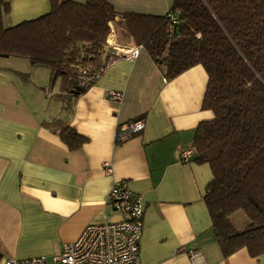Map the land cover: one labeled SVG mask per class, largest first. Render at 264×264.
I'll return each mask as SVG.
<instances>
[{
    "label": "crops",
    "instance_id": "1",
    "mask_svg": "<svg viewBox=\"0 0 264 264\" xmlns=\"http://www.w3.org/2000/svg\"><path fill=\"white\" fill-rule=\"evenodd\" d=\"M7 27L38 18L51 0H7ZM86 2L87 0H77ZM116 11L166 15L174 0H107ZM112 24L110 39L128 47ZM0 58V264L8 258L56 257L90 224L125 218L108 202L117 181H126L145 204L142 264H264L244 248L224 257L204 201L213 178L209 164L181 162L194 146L197 127L211 120L202 108L208 74L195 66L172 80L141 48L134 60L112 61L87 91L66 101L62 82L30 61L12 67ZM110 91L123 95L117 106ZM65 117L88 142L71 151L45 125ZM144 119L145 129L120 142L122 125ZM110 163L113 172H105ZM49 259V258H48Z\"/></svg>",
    "mask_w": 264,
    "mask_h": 264
},
{
    "label": "trees",
    "instance_id": "2",
    "mask_svg": "<svg viewBox=\"0 0 264 264\" xmlns=\"http://www.w3.org/2000/svg\"><path fill=\"white\" fill-rule=\"evenodd\" d=\"M10 12L0 0V58L48 67L69 110L70 100L92 87L81 85L80 70L105 71L116 59L108 38L117 16L118 29L168 80L202 65L209 77L202 108L214 117L199 124L193 148L195 161L213 173L203 197L212 228L224 257L244 248L252 257L264 254V0H174L166 15L120 14L107 0H51L47 14L7 27ZM45 125L71 151L88 142L65 117ZM238 212L249 221L242 230L232 222Z\"/></svg>",
    "mask_w": 264,
    "mask_h": 264
},
{
    "label": "built area",
    "instance_id": "3",
    "mask_svg": "<svg viewBox=\"0 0 264 264\" xmlns=\"http://www.w3.org/2000/svg\"><path fill=\"white\" fill-rule=\"evenodd\" d=\"M172 20L174 23L177 22L175 18ZM108 45L115 58L125 57L129 60L137 59L142 48L138 45L128 47L112 42L110 34ZM80 71L81 85L87 87L96 84L104 68L102 72L96 67H85ZM122 99L121 92H109V100L114 105L120 104ZM145 127L144 119L131 121L122 125L121 130L116 133V138L120 142L129 141L140 134ZM194 154L193 147L184 149L180 152V161L187 163ZM105 172L108 174L113 172L110 163L105 164ZM108 202L115 211L123 213L125 218L119 222L90 224L76 241L65 244L62 253L53 258L54 264H142L141 239L145 218L143 196L134 192L128 182L122 180L117 181L111 188ZM3 264H49V259L46 256L8 258Z\"/></svg>",
    "mask_w": 264,
    "mask_h": 264
},
{
    "label": "rangeland",
    "instance_id": "4",
    "mask_svg": "<svg viewBox=\"0 0 264 264\" xmlns=\"http://www.w3.org/2000/svg\"><path fill=\"white\" fill-rule=\"evenodd\" d=\"M118 31L120 32L119 35L120 36H123V39L126 42H129L128 41V40H130L129 39V36L125 32H122L121 29L120 30L118 29ZM119 42H120V44L122 43L121 41H119ZM124 45H125V43H124ZM3 61H6L9 65H11L13 63H18L20 65H23L24 63H28L29 60L23 59V58L9 57V58H5ZM11 66L14 67V68L15 67H19V66H16V65H11ZM244 221L249 222L248 219H247V217L243 214V212L235 213L232 216V222L234 223V225H235V227H236L237 230H242L244 228ZM48 258H49V264H54L53 263V257H48Z\"/></svg>",
    "mask_w": 264,
    "mask_h": 264
},
{
    "label": "water",
    "instance_id": "5",
    "mask_svg": "<svg viewBox=\"0 0 264 264\" xmlns=\"http://www.w3.org/2000/svg\"><path fill=\"white\" fill-rule=\"evenodd\" d=\"M2 57H8V55H1Z\"/></svg>",
    "mask_w": 264,
    "mask_h": 264
}]
</instances>
